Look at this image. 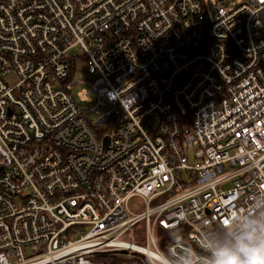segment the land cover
Masks as SVG:
<instances>
[{"label":"built area","instance_id":"1","mask_svg":"<svg viewBox=\"0 0 264 264\" xmlns=\"http://www.w3.org/2000/svg\"><path fill=\"white\" fill-rule=\"evenodd\" d=\"M250 221L264 0H0V264H213Z\"/></svg>","mask_w":264,"mask_h":264},{"label":"clouds","instance_id":"2","mask_svg":"<svg viewBox=\"0 0 264 264\" xmlns=\"http://www.w3.org/2000/svg\"><path fill=\"white\" fill-rule=\"evenodd\" d=\"M213 264H264V221H250L228 245L213 251Z\"/></svg>","mask_w":264,"mask_h":264},{"label":"rangeland","instance_id":"3","mask_svg":"<svg viewBox=\"0 0 264 264\" xmlns=\"http://www.w3.org/2000/svg\"><path fill=\"white\" fill-rule=\"evenodd\" d=\"M214 0H212L213 2ZM81 68V66H79ZM76 78H79V80L83 81V83L77 85L76 87H74L73 89V92H74V96H75V99L79 101L78 99V93L84 89L90 91V86H89V83L88 82H92L94 81L95 77L94 76H91L88 74V72L86 71V69L84 70H80L78 72V74L76 75ZM6 82L13 86L14 84H16L18 82V79L14 76H9L8 78H6ZM82 105H84V107H92L94 105V102L93 103H81ZM89 119L92 120V121H95L96 120V116L95 114H89L88 115ZM139 205L138 206H142V204L138 203Z\"/></svg>","mask_w":264,"mask_h":264},{"label":"trees","instance_id":"4","mask_svg":"<svg viewBox=\"0 0 264 264\" xmlns=\"http://www.w3.org/2000/svg\"><path fill=\"white\" fill-rule=\"evenodd\" d=\"M157 238L161 249H164L166 244L175 239V234L172 232L164 231L162 228H157Z\"/></svg>","mask_w":264,"mask_h":264},{"label":"water","instance_id":"5","mask_svg":"<svg viewBox=\"0 0 264 264\" xmlns=\"http://www.w3.org/2000/svg\"><path fill=\"white\" fill-rule=\"evenodd\" d=\"M104 121H101L100 123H103ZM109 142H110V139L107 137L105 138L104 140V147L108 146L109 145Z\"/></svg>","mask_w":264,"mask_h":264}]
</instances>
